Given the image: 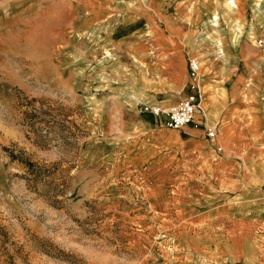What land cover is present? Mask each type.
I'll use <instances>...</instances> for the list:
<instances>
[{"label": "rangeland", "instance_id": "obj_1", "mask_svg": "<svg viewBox=\"0 0 264 264\" xmlns=\"http://www.w3.org/2000/svg\"><path fill=\"white\" fill-rule=\"evenodd\" d=\"M156 32L187 53L207 49L186 57L201 85L213 39L223 56L233 40L264 53V0H0V264H246L264 245V152L242 157L222 121L213 143L223 152L201 161L144 111L177 98L145 61L157 56ZM203 187L236 208L201 209Z\"/></svg>", "mask_w": 264, "mask_h": 264}, {"label": "crops", "instance_id": "obj_2", "mask_svg": "<svg viewBox=\"0 0 264 264\" xmlns=\"http://www.w3.org/2000/svg\"><path fill=\"white\" fill-rule=\"evenodd\" d=\"M192 1V0H188ZM213 2V1H212ZM191 6H189L190 9ZM215 8V5H213ZM239 11H235L233 15L237 13H244L246 8L241 4L238 6ZM208 12V11H207ZM207 12L205 10H201L200 17L197 23L202 19H206ZM211 16L208 19L207 23L212 24V26H216V18L214 16L215 13L212 11L209 13ZM191 15V10L190 14ZM197 23L192 25L193 28L188 31L189 34H192L197 27ZM255 30L257 27H254ZM208 32V30L203 31ZM157 39L155 40V44L157 46V56L152 59H146L148 66L158 72L161 75V78H164L169 84L168 90H176L177 98L171 101H165L164 103H172L171 105L177 104L182 98L186 95V91L182 92L185 85H189L192 83L193 78L188 77L187 70H186V57L189 58L195 55H200V53L208 52L207 49L204 47H199L198 51H194V44L193 48L191 47V51L185 52L183 50L182 41L179 42L182 44L181 47L179 44H173L168 41L163 33L156 32ZM193 38L194 37H189ZM200 39V38H199ZM198 39V40H199ZM196 40V39H194ZM196 40V41H198ZM236 41V40H233ZM226 43V47L229 51L232 50L233 47H238L232 52V55H222V50L218 51L220 42L218 40H212L213 46L217 48V56L214 57L213 54H209V59L212 60V65L210 68H207V74L203 78L201 77V82L198 84L200 88L201 100L200 103L206 102L207 107L206 113L203 110L201 105V114H195L193 116L192 122L182 130H173L177 133V146H181V149L187 148L188 151H193L198 155L201 161H215L217 158V152L222 150L223 147L219 146L218 144L213 143L212 140L206 138V130L208 127L215 128L216 134L219 130V126L224 123V126H230L232 124V128L228 127V132L231 134V142L233 144H238L243 149V156L244 158H248L256 152H264V144L260 145L259 150L255 148L257 143H264V123L261 118L260 111H264V107L262 106L263 100L261 99L262 93V81L264 80V76L262 75V70L259 68V65L252 68L251 62H263L264 63V53L263 54H250L246 49H243L245 46H249L246 42L243 41L239 45L236 42ZM213 47V48H214ZM211 53V52H210ZM187 55V56H186ZM214 57V58H213ZM220 62L223 67L218 69L214 72V65ZM257 62V63H258ZM241 63V70L239 64ZM264 74V73H263ZM200 79L198 82H200ZM230 80V84L228 87H225V82ZM223 82L221 87H219L218 91L215 88V82ZM202 87V92H201ZM226 89V90H225ZM228 89V90H227ZM217 91V92H216ZM162 92V91H161ZM222 94L220 95V93ZM182 96H180L181 94ZM170 95H174L168 93ZM243 94H248L250 96L249 102H241V97ZM164 95V94H163ZM169 100V98H165ZM155 102L157 98L155 96ZM151 106V105H146ZM240 117V118H238ZM257 119V120H255ZM223 121V123H222ZM229 123V124H227ZM167 130H171L166 127ZM163 129V130H166ZM158 130V129H153ZM180 133L183 137L180 136ZM161 135H157L156 133L150 137L152 150L154 152L153 155V162L155 164H163L165 158H163V153L161 155H157V151H159V147L161 149L167 148L164 143L161 142ZM180 143V144H179ZM179 144V145H178ZM173 146V145H172ZM169 147V146H168ZM216 149V152L214 150ZM180 148V147H179ZM254 152V153H253ZM223 155V154H222ZM224 156V155H223ZM240 185V184H239ZM236 183V186H239ZM244 190V195L248 198H245L246 202L253 201L254 192L250 191L246 187L241 188V191ZM170 192V191H169ZM167 197L169 193H166ZM203 197L201 201H199V206L201 209H213L215 205L218 204L217 207V215L220 217H225L227 213L224 212V209L227 211L229 208H236L235 203L234 205H229L226 201H222V195L219 192L218 188H204L203 187ZM224 202V203H222ZM264 221V220H263ZM264 226V222H263ZM264 236V233H263ZM245 256L249 257V262L246 264H264V245L255 251H249L246 253Z\"/></svg>", "mask_w": 264, "mask_h": 264}, {"label": "built area", "instance_id": "obj_3", "mask_svg": "<svg viewBox=\"0 0 264 264\" xmlns=\"http://www.w3.org/2000/svg\"><path fill=\"white\" fill-rule=\"evenodd\" d=\"M257 46L264 51V39H257ZM199 62L189 59L188 69L193 77L192 83L189 85V91L176 105L163 108L159 105L146 106L145 112H150L154 117L161 116L164 119L163 126L173 130H182L183 127L192 122L193 116L201 111V94L200 88L196 82V74ZM215 128L208 127L206 130V138L212 140L215 137Z\"/></svg>", "mask_w": 264, "mask_h": 264}, {"label": "bare ground", "instance_id": "obj_4", "mask_svg": "<svg viewBox=\"0 0 264 264\" xmlns=\"http://www.w3.org/2000/svg\"><path fill=\"white\" fill-rule=\"evenodd\" d=\"M214 16H215V18L217 19V14H214ZM218 51H221V49L219 48L218 49ZM192 60H194V59H192ZM197 62V61H196ZM198 63V62H197ZM198 71V70H197ZM200 105H201V103H200Z\"/></svg>", "mask_w": 264, "mask_h": 264}]
</instances>
